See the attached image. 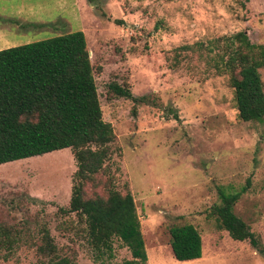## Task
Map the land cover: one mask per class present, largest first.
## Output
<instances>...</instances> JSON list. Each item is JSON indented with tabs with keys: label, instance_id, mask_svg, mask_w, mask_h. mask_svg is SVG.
I'll use <instances>...</instances> for the list:
<instances>
[{
	"label": "rangeland",
	"instance_id": "1",
	"mask_svg": "<svg viewBox=\"0 0 264 264\" xmlns=\"http://www.w3.org/2000/svg\"><path fill=\"white\" fill-rule=\"evenodd\" d=\"M4 6L16 33L0 41V50L84 31L103 118L116 135L97 190L105 194L112 179L116 189L132 192L148 254L138 264H264V254L249 240L234 239L213 210L221 188L242 192L234 210L264 245V121L240 118L228 76L200 56L209 47L219 51L243 29L256 52H264V0H16ZM259 70L264 81V64ZM113 84L141 100L116 94ZM77 169L71 148L0 164V224L25 239L0 246V264H49L37 249L44 228L72 264L133 258L117 237L111 252L94 249L85 218L66 211ZM185 223L202 234L201 258L180 261L173 254L170 229Z\"/></svg>",
	"mask_w": 264,
	"mask_h": 264
},
{
	"label": "trees",
	"instance_id": "2",
	"mask_svg": "<svg viewBox=\"0 0 264 264\" xmlns=\"http://www.w3.org/2000/svg\"><path fill=\"white\" fill-rule=\"evenodd\" d=\"M226 39L219 51L209 47L200 56L207 58V64L213 60V66L228 76L240 118L263 122L264 81L259 69L264 64V52H256L247 29ZM112 90L141 100L130 88L113 84ZM115 138L113 125L103 118L83 30L0 50V164L71 148L78 169L66 211L85 218L94 249L111 252L117 237L131 250L133 258L126 264L145 263L148 254L132 192L116 189L112 179L107 180L105 194L97 190L105 181L101 175L113 154ZM89 186L94 188L92 192ZM219 195L220 202L213 210L220 225L234 239L249 240L264 254L258 234L234 210L242 192L221 188ZM170 233L176 259L202 257L203 238L194 224L173 226ZM23 239L17 228L0 224V246L11 248ZM37 246L42 256L51 259L49 264H72L59 256L47 228Z\"/></svg>",
	"mask_w": 264,
	"mask_h": 264
},
{
	"label": "crops",
	"instance_id": "3",
	"mask_svg": "<svg viewBox=\"0 0 264 264\" xmlns=\"http://www.w3.org/2000/svg\"><path fill=\"white\" fill-rule=\"evenodd\" d=\"M2 1H16V0H0V2ZM18 1V0H17ZM5 6L4 7H0V41H4L6 40L7 42L10 39L9 34L11 33H16L14 32L15 30L13 28H11L12 26L10 24H15L13 22L10 21V16L8 14H5ZM16 22V21H15ZM10 26H9V25ZM16 27H18V25L16 24ZM21 44H25V43H19Z\"/></svg>",
	"mask_w": 264,
	"mask_h": 264
}]
</instances>
